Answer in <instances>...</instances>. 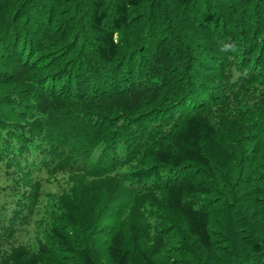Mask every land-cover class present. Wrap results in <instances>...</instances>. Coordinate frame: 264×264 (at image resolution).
<instances>
[{
  "label": "trees",
  "instance_id": "16d2710c",
  "mask_svg": "<svg viewBox=\"0 0 264 264\" xmlns=\"http://www.w3.org/2000/svg\"><path fill=\"white\" fill-rule=\"evenodd\" d=\"M0 264H264V0H0Z\"/></svg>",
  "mask_w": 264,
  "mask_h": 264
}]
</instances>
